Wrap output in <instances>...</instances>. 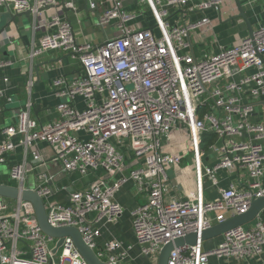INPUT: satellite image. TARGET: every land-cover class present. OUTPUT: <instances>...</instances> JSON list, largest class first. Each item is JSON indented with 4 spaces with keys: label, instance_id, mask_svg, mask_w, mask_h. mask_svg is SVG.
I'll use <instances>...</instances> for the list:
<instances>
[{
    "label": "built area",
    "instance_id": "built-area-1",
    "mask_svg": "<svg viewBox=\"0 0 264 264\" xmlns=\"http://www.w3.org/2000/svg\"><path fill=\"white\" fill-rule=\"evenodd\" d=\"M76 1L0 0V13L29 12L33 36L40 34L20 47L28 64L27 100L0 128V165L13 183L6 185L36 193L48 225L77 230L103 264H156L169 242L200 235L264 198V24L251 38L200 53L213 37L206 12L216 11L226 22L238 14L228 9L233 0H83L104 36L88 41ZM263 2L239 0L242 8ZM105 25L114 29L112 38ZM10 39L8 32L0 34V44ZM49 52L67 54L80 71L73 81L59 76L50 82L58 118L42 124L30 96L34 63ZM13 63L0 60V72ZM0 103L3 116L12 100L1 89ZM17 150L20 162L11 165ZM185 160L193 172L191 193L167 174ZM30 174L34 189L27 186ZM73 175L79 182L94 179L72 188L67 201L50 202L60 182L77 184ZM126 183L133 197L144 198L129 212L133 239L111 236L99 244L102 230L125 214L115 195ZM57 244L42 232L30 203L0 196V264H87L70 238ZM263 254L264 211L251 228L230 230L212 248H174L167 264H243Z\"/></svg>",
    "mask_w": 264,
    "mask_h": 264
},
{
    "label": "crops",
    "instance_id": "crops-1",
    "mask_svg": "<svg viewBox=\"0 0 264 264\" xmlns=\"http://www.w3.org/2000/svg\"><path fill=\"white\" fill-rule=\"evenodd\" d=\"M81 1V6L79 4ZM74 2L78 7L79 11H83L81 15H85L82 17L83 19H89V14L84 12L85 2L83 0H79ZM133 5L128 3L127 10H130ZM231 9L233 12L237 11L236 6L234 4L229 5L228 9ZM227 9V8H225ZM246 18L248 19L253 31H255L259 26L264 24V2L261 4H257L254 7L243 8ZM65 13V11H64ZM206 16L212 21V30L213 37L208 38V46L210 53H217L219 48L230 47L237 43L240 39L248 37V28L243 22L242 19L237 18L232 21L222 22L218 21V14L216 11H208L206 12ZM8 17V14L5 12L0 13V29L5 26V18ZM68 18L71 23L75 26L74 18L71 13L68 14ZM3 19V20H1ZM32 17L26 18L25 16H21L16 19L15 23L10 24L7 28L5 27L3 31L8 32V36L10 39L9 42H5V44H0V50L4 47L7 48L8 57H5L3 53H0V60H11L13 63L12 67L5 69L0 72V89L5 90L6 96L11 98L12 103L17 101L16 104L19 108L27 100V93L25 89V78L26 68L28 64L23 61L24 53L21 48H25L29 46V43L34 39L38 41L40 34H35L33 36L32 28H31ZM229 22H232V32L229 35L227 31V25ZM2 31V32H3ZM1 32V33H2ZM0 33V34H1ZM233 33V34H232ZM223 44V45H221ZM21 47V48H20ZM204 48V47H203ZM199 52L200 49H199ZM62 56V57H61ZM66 58H70L67 54L62 52H49L37 58L34 63V68L37 66V69L33 71V81L34 86L32 88L30 99L34 103L36 109L35 115L42 124H45L49 121L56 120L58 118L57 113L55 112V106L57 105V100L50 93V82L59 76H64L67 79L74 77V75L79 76V71L74 68L67 69L63 64V60ZM71 59V58H70ZM73 61V60H72ZM75 62V61H74ZM76 63V62H75ZM79 66V65H78ZM72 79V78H71ZM1 105V103H0ZM11 105V104H7ZM7 107V106H6ZM262 105H259L256 109H261ZM7 111V109H6ZM258 111V110H257ZM259 112V111H258ZM5 113V112H4ZM0 115V128L5 125L4 123L8 120ZM35 114V113H34ZM15 115L12 116V119ZM40 148H43V145H39ZM21 158V150H17L15 154L11 157L10 164H15L20 162ZM189 161V160H188ZM186 169H189L188 163L185 164ZM7 167V166H6ZM56 168V165L52 168H48L49 171H52ZM8 169V168H7ZM191 171V170H190ZM100 177L106 178V175L99 172ZM94 178L89 177V181H92ZM193 182V181H192ZM88 182L82 181V187L86 185ZM0 184L6 185L5 177L0 175ZM186 188V187H185ZM188 190V189H187ZM193 190H188L189 193ZM132 185L126 183L121 187L119 192L115 195V201L121 205L125 209L124 216L118 221L117 224L108 228V230H102L101 238L97 241L99 244H102L105 240L109 239L111 236L116 237L120 240L129 242L133 239L132 235V227H131V219L129 216V212L135 209L141 202L144 201L142 197H133ZM68 193L61 191L55 195L57 202H64L65 197ZM191 198V195L189 196ZM115 234H117L115 236ZM221 241V237L213 240L212 242H207V249L211 245H217ZM214 247V246H213ZM218 262V261H217ZM225 264H236L233 261H226ZM243 264H264V254L260 259L250 260Z\"/></svg>",
    "mask_w": 264,
    "mask_h": 264
},
{
    "label": "water",
    "instance_id": "water-1",
    "mask_svg": "<svg viewBox=\"0 0 264 264\" xmlns=\"http://www.w3.org/2000/svg\"><path fill=\"white\" fill-rule=\"evenodd\" d=\"M233 1L238 11V14L231 17L227 21H232L233 19H237V18L242 19L248 28V37L251 38L253 34V29L248 19L245 16L243 8L241 7L239 0H233ZM84 12H87L86 6L84 8ZM21 16H25L26 18H29L30 13L26 12L24 14L14 15V16L11 14H8V17H4L5 26L0 29V33L3 31L5 27H9L10 24L15 23L16 19ZM0 53H3L5 57L9 56L6 47L2 48L0 50ZM263 63H264V60H263ZM34 69H37V66ZM36 109L34 112L35 115H37ZM84 181L88 182L89 179L85 178ZM81 184L82 182H78V184H75L72 187H70L68 180H65L57 184L56 187L60 190L65 187L66 188L65 192L70 193L72 192L73 189L80 190L82 186ZM0 196L5 197L7 199H12V200L21 199L22 201L30 203L33 206L35 218L42 232L51 238L57 239L58 240L57 246H59L62 243V240L64 238H70L74 246L76 247L77 251L79 252L81 257L87 264H103L96 258L94 253L84 244L77 230H75L74 228L55 229L48 225L47 215H46L43 201L36 193L30 190H26L20 193L16 188L12 186L0 184ZM67 200L68 199L66 196V201ZM262 211H264V198L253 200L248 211L245 214L234 216V217H231L225 220L222 223L215 224L211 228L202 232L200 235L189 234V235H186L185 237L176 239L174 242H169L160 251L156 264H167L169 254L174 248H180L183 246H194L198 243H204V242L216 240L222 237L225 233L229 232L232 229H235L240 226H245L255 221V219L259 216V214Z\"/></svg>",
    "mask_w": 264,
    "mask_h": 264
},
{
    "label": "rangeland",
    "instance_id": "rangeland-1",
    "mask_svg": "<svg viewBox=\"0 0 264 264\" xmlns=\"http://www.w3.org/2000/svg\"><path fill=\"white\" fill-rule=\"evenodd\" d=\"M81 3L82 2L79 1L80 6H81ZM135 11H136V8L135 7H132L130 9V12H135ZM81 16L84 17L85 15H81ZM139 21H141V22H143V24H145V21H144V19L142 17L139 18ZM96 24H97V18H96V13L95 12H90L89 19H87V18L86 19H83V23H82V33L86 36V38L88 39V41H93L94 40V36L97 37V39H99L100 41H103L104 40V36L100 32V29L97 30V28L95 27ZM232 25H233L232 22H229L228 25H227V31H228V34L229 35L231 34V32L233 30ZM75 29H78V27H77L76 24H75ZM104 30H105V34H106L107 38H112L113 37L114 29H111L109 26L105 25L104 26ZM221 45H223V44H221ZM200 51L205 52V53H209V49L208 48L201 47L200 48ZM202 52H200V53H202ZM62 62L64 64L65 68H67V69L74 68L75 70H78V68H79L78 64L75 63L74 61H72L70 58H66ZM77 77H78V75H74V77H71L72 79L71 78H68V80L69 81H73V80L77 79ZM17 103L18 102L15 101L11 105H7V107H6L7 111H5V113H4V118L6 120H8V121H6L4 123L5 125H9L12 122L11 121L12 116L19 113L20 109L16 105ZM78 103L80 104L81 101L79 100ZM5 125H3V126H5ZM207 148H208V145L206 146V149ZM186 163H188L189 168H190V162L188 160H185L182 165H180V166H178V167H176V168H174L172 170H169L167 172V174H168L169 178L176 179L178 182L184 184V186L186 187V189L191 190L192 189V183H193L192 182L193 172L190 171L191 169L190 170L189 169H186L187 168L186 165H185ZM54 166H55L54 163L48 164V168H52ZM184 171H186V172L184 173ZM7 173H8L7 167L5 165H0V175L5 177L6 184H8V183L9 184H13L12 182H10L8 180ZM70 181L71 182H75V183L78 184L79 178H78L77 175H73V176H71ZM35 185H36V183H35L33 174L28 175L27 186L30 189H34L35 188ZM49 201L50 202H55L56 201V196L50 197ZM11 203L14 204L13 201H11ZM253 224H254V221L251 222V223H249V224H247V225H245L244 227L245 228H251L253 226ZM116 235L117 234H115V236ZM212 241H208V242H212ZM202 244H203L204 249H207V247H208L207 246V242H204ZM213 246H215V245H211V246H209V248H212ZM140 263L141 264H148V262L146 260H142ZM225 263H226L225 260H221V261H218L217 262L216 260L211 259V264H225Z\"/></svg>",
    "mask_w": 264,
    "mask_h": 264
}]
</instances>
